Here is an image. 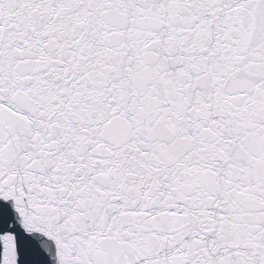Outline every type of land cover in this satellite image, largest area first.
Here are the masks:
<instances>
[{"label": "snow or ice", "instance_id": "1", "mask_svg": "<svg viewBox=\"0 0 264 264\" xmlns=\"http://www.w3.org/2000/svg\"><path fill=\"white\" fill-rule=\"evenodd\" d=\"M0 264H264V0H0Z\"/></svg>", "mask_w": 264, "mask_h": 264}]
</instances>
